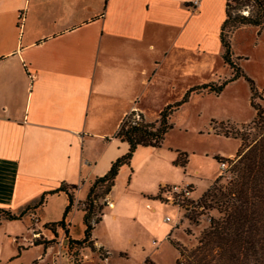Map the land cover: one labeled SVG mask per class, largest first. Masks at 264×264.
<instances>
[{
    "label": "crops",
    "instance_id": "crops-1",
    "mask_svg": "<svg viewBox=\"0 0 264 264\" xmlns=\"http://www.w3.org/2000/svg\"><path fill=\"white\" fill-rule=\"evenodd\" d=\"M192 1L0 0V209L18 214L62 183L75 186L76 201L83 203L93 179L128 151L116 137L125 116L136 111L153 122L189 88L223 76L228 0H201L196 8ZM178 158L164 145L136 149L105 198L112 206H105L93 230V259L100 261L102 251L113 264L116 256L129 259L158 240L154 253L169 242L179 258L174 242L182 238L168 237L172 224L164 220L176 218L178 209L157 198L164 185L190 183ZM190 184L195 197L203 195ZM67 205L65 193L47 197L35 211L40 235L30 215L20 219H30L34 247L44 246L34 243L42 236L66 244L61 228L54 235L44 225L59 221ZM77 212L84 217L75 206L68 218L73 239L70 216ZM155 214L162 228L151 245L140 228L151 227ZM14 239L17 244L21 238ZM154 253L152 261L164 264ZM2 256L0 250V264Z\"/></svg>",
    "mask_w": 264,
    "mask_h": 264
},
{
    "label": "trees",
    "instance_id": "trees-1",
    "mask_svg": "<svg viewBox=\"0 0 264 264\" xmlns=\"http://www.w3.org/2000/svg\"><path fill=\"white\" fill-rule=\"evenodd\" d=\"M233 2L239 5L236 8L252 3L254 9L245 15L241 12L232 14ZM239 26H255L260 33L264 28V0H228L226 19L222 24L221 43L224 48L222 58L227 68L231 70L230 76L189 88L181 100L165 106L153 122L146 121L144 115L136 111L125 116L116 132V137L129 144L128 151L110 165L106 174L93 179L89 194L83 203L76 201L75 186L62 183L56 190L46 192L29 203L18 214L11 210L0 209V223L3 220H20L43 207L50 194L62 192L68 200L63 217L57 222L45 224L44 227L54 235H57V228L65 232L68 256L74 264L81 255L82 249L91 248L94 251L93 230L101 222L102 211L107 204L106 200L101 201L111 193L121 168L131 164L136 149L139 146L162 147L167 133L173 128L172 118L191 96L195 94L218 96L229 84L239 78H245L243 69L234 59L231 39L225 34L226 28ZM249 82L250 105L255 110V117L241 128H233L231 137L240 141L239 149L233 158H229L230 167L227 175L218 176L201 198L206 208L215 207L221 214L210 217L209 227L203 229L197 245L192 249L188 250L174 242V246L180 252L176 264H184L185 256L189 257L186 264H264V109L257 102V98L261 96L258 95L255 84ZM211 127L214 128V123H211ZM228 134L230 133H226L225 136L228 137ZM178 155L177 164L186 166L187 154L178 151ZM220 158V156L215 157L217 161ZM75 206L84 213V237L80 240L68 237V218ZM54 240L41 237L34 243L43 244L47 248ZM145 264L156 263L147 259Z\"/></svg>",
    "mask_w": 264,
    "mask_h": 264
},
{
    "label": "rangeland",
    "instance_id": "rangeland-1",
    "mask_svg": "<svg viewBox=\"0 0 264 264\" xmlns=\"http://www.w3.org/2000/svg\"><path fill=\"white\" fill-rule=\"evenodd\" d=\"M232 4V14L241 12L245 15L254 9L252 3H247L240 8H236V6L239 7L236 2ZM225 34L231 39L230 42L235 53L234 59L243 69L245 78H239L229 84L218 96L213 94L191 96L189 101L172 118L173 128L167 133L163 144L169 149L187 154L186 177L190 183L197 185L196 193L199 195L203 191L206 192L218 176L227 175V170L230 167L229 158L234 157L240 146V141L231 137L233 128H241L255 117V110L250 105L251 84L249 81L255 84L258 95L261 96V98H257V102L264 109V28L259 33V29L255 26L228 27ZM225 70L223 76L219 77L222 80L231 74L229 68L226 67ZM211 123H214V128L211 127ZM226 133H230L228 137L225 136ZM145 151L147 150L138 149V152L145 153ZM216 156L221 158L217 161ZM220 161L227 162L223 170L220 168ZM104 200L101 202H104ZM54 207L55 205H52L53 212H55ZM175 209L177 210V208ZM203 212L205 214H195L192 219L183 220L181 226L172 230L170 238L175 234V236L185 240L179 239L175 243H179L188 250L192 249L197 245L203 229L209 227L210 217H217L221 214L217 208L208 206L207 211L204 210ZM178 215H182L179 210H177L175 216ZM96 218L97 216H95ZM70 221V234L77 239L83 238L84 223L82 214L80 212L72 214ZM160 222L159 216L155 214L151 227L140 228L141 239L143 241L145 239L151 240L152 245L156 234L161 231L162 225ZM29 225H31L30 219L25 217L23 220L8 221L0 226V250H2L3 264H39L38 258L43 256L44 250L45 252L50 251L52 246L45 248L42 245L36 247L32 245L33 237ZM6 226H14V231L10 229V232L14 234H10L9 230L6 233ZM2 235H5L3 242L1 241ZM15 237L21 238L17 244L14 241ZM42 239H44L43 236ZM52 239H55L52 245L61 240L58 237ZM160 243L158 240L157 243H154L153 248L149 244V251L139 249L129 259L116 256V260H113L112 263L143 264L145 259L152 258L151 260H154L151 254L154 253V248L159 247ZM92 254L91 248L82 250L81 256L77 258L75 264H81V260L84 261V264H103L93 259ZM154 254L164 264H175L178 260L177 252L169 242L163 244L160 250ZM187 254L189 255L188 251ZM91 257L93 261L88 260ZM185 259L184 264L189 261V257L185 256Z\"/></svg>",
    "mask_w": 264,
    "mask_h": 264
},
{
    "label": "built area",
    "instance_id": "built-area-1",
    "mask_svg": "<svg viewBox=\"0 0 264 264\" xmlns=\"http://www.w3.org/2000/svg\"><path fill=\"white\" fill-rule=\"evenodd\" d=\"M201 0H193L192 6L194 8L198 7ZM88 161L84 163L85 165H88ZM220 168L223 170L226 167L227 162L221 161ZM221 170V171H222ZM194 187L188 183V182H181L178 184H168L164 185L161 190L158 197V200H160L162 203L172 205L173 207L177 208L179 211L182 212V215H178L176 218H173L172 216H166L165 221L172 224V230L177 229L179 226L183 224V220L185 219H192L193 215L195 214H205L203 212L204 210L207 211V208L205 206V203L202 201V196L195 197L194 195ZM106 200V199H105ZM107 205L112 206V203L110 201H107ZM30 217L33 221V227L32 229L34 233L36 232L38 235L39 232H37L36 226L40 225L41 220L37 212H33L30 214ZM36 228V229H35ZM171 234H169L168 237H170ZM62 240V241H61ZM59 242H56L55 245L50 248L49 252H44L42 257H39L40 260H42L43 264H65V259L68 256V250L66 247V244L64 243L65 240L62 238ZM100 262L103 264H110L109 262V256L108 253H104L101 251L100 253ZM74 264V262H73Z\"/></svg>",
    "mask_w": 264,
    "mask_h": 264
}]
</instances>
